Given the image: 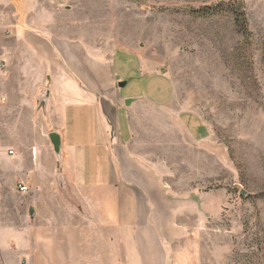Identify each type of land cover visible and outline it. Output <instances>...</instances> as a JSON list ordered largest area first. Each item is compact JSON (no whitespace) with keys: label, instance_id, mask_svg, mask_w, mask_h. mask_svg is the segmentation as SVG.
<instances>
[{"label":"rangeland","instance_id":"1","mask_svg":"<svg viewBox=\"0 0 264 264\" xmlns=\"http://www.w3.org/2000/svg\"><path fill=\"white\" fill-rule=\"evenodd\" d=\"M32 1L47 7L25 16L93 44L110 86L112 64L132 78L121 90L139 94L126 106L171 199L158 234L153 219L111 228L83 263L264 264V0ZM20 13L0 0L8 88L9 15Z\"/></svg>","mask_w":264,"mask_h":264},{"label":"crops","instance_id":"2","mask_svg":"<svg viewBox=\"0 0 264 264\" xmlns=\"http://www.w3.org/2000/svg\"><path fill=\"white\" fill-rule=\"evenodd\" d=\"M46 7L9 0V11L23 13L9 15V88L0 85V264H84L94 235L138 232L142 219H153L157 233L154 220L166 218L171 202L126 106L139 93L119 86L132 78L112 64L110 86V64L95 65L87 39L24 15Z\"/></svg>","mask_w":264,"mask_h":264},{"label":"water","instance_id":"3","mask_svg":"<svg viewBox=\"0 0 264 264\" xmlns=\"http://www.w3.org/2000/svg\"><path fill=\"white\" fill-rule=\"evenodd\" d=\"M128 80H123L121 82H119V86L120 87H124L128 84ZM49 98H50V91L48 89H44L43 92L41 93L40 95V103H42L43 101L46 102V108L49 104ZM133 101V99H127L126 100V104L129 105L131 102ZM49 137L51 139V142L55 148V152L57 153V156L59 158V161L61 162L62 160V139H61V134L58 132V131H53V132H50L49 133ZM59 180H60V183L62 185H64V176L63 175H60L59 176ZM241 194L243 196H246V191L245 190H242L241 191ZM34 213V210H31V214Z\"/></svg>","mask_w":264,"mask_h":264},{"label":"trees","instance_id":"4","mask_svg":"<svg viewBox=\"0 0 264 264\" xmlns=\"http://www.w3.org/2000/svg\"><path fill=\"white\" fill-rule=\"evenodd\" d=\"M208 12H203L204 14H211V13H214L215 11H211V10H207ZM232 13L234 14L235 16V19H236V22L241 25V24H244V25H247V19H246V14L244 11H240L239 9L237 8H233L232 10Z\"/></svg>","mask_w":264,"mask_h":264},{"label":"built area","instance_id":"5","mask_svg":"<svg viewBox=\"0 0 264 264\" xmlns=\"http://www.w3.org/2000/svg\"><path fill=\"white\" fill-rule=\"evenodd\" d=\"M0 67H1V70L4 71V69H5V67H6L5 63L2 62V63L0 64ZM10 153L12 154V153H13V150H10ZM20 190L23 191V192H26V191L28 190V187L22 184V185L20 186Z\"/></svg>","mask_w":264,"mask_h":264}]
</instances>
